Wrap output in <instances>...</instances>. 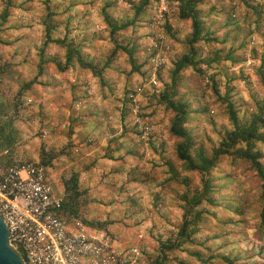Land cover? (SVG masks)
<instances>
[{
	"label": "rangeland",
	"instance_id": "rangeland-1",
	"mask_svg": "<svg viewBox=\"0 0 264 264\" xmlns=\"http://www.w3.org/2000/svg\"><path fill=\"white\" fill-rule=\"evenodd\" d=\"M137 1L14 0L0 33V127L6 125L5 132L14 131L16 139L9 145L0 132V163L13 158L40 160L44 153L53 154L46 167L54 192L73 193L65 191L64 185L75 173L73 212L87 223L117 234L121 245H139L149 264L158 254L161 241L178 237L183 213L181 179H188L193 188L200 185V175L176 164L177 176H171L167 162L174 161V139L168 133L172 114L155 96L168 81L172 61L184 52L189 22L178 17L176 0H167L163 21H153L148 6L136 22L118 30L114 37L119 43L137 41L139 45L135 57L142 64L141 72L134 71L126 53L116 49L113 55L114 42L104 15L119 22L131 21ZM4 6L5 0H0V12ZM202 9L205 21L219 39L212 45L224 49L222 54L233 50L239 59L233 63L223 58L208 73L214 74L221 95L231 87V100L239 117L245 119L255 109L256 99L264 101V85L257 74L264 55V0H209ZM50 11L55 12L58 24L52 31L53 38L66 36L81 42L82 53L99 67L109 61L101 77L77 62L60 70L48 61L38 74L44 20ZM203 48L207 53L210 45ZM45 52L64 65L62 46L49 42ZM248 59L250 64H246ZM191 71L183 70L181 88L194 108L188 127L207 146L215 145L231 122L207 76H201L195 85L188 77ZM152 78L157 81L155 86ZM134 90L138 93L137 113L151 129L145 141L136 132L135 102L126 98ZM29 97L31 102L26 103ZM259 146L264 151V146ZM211 176L219 185L214 191L219 204L205 206L206 221L199 224L195 234L198 244L171 249L166 264H204L189 254L195 248L203 251L204 257L213 253L232 261L214 257L208 264H264L258 175L246 170L243 163L224 159ZM239 202H243L242 214L233 211V205Z\"/></svg>",
	"mask_w": 264,
	"mask_h": 264
},
{
	"label": "trees",
	"instance_id": "trees-1",
	"mask_svg": "<svg viewBox=\"0 0 264 264\" xmlns=\"http://www.w3.org/2000/svg\"><path fill=\"white\" fill-rule=\"evenodd\" d=\"M151 0H138L137 4H133L134 17L131 21L119 22L113 19L109 14L105 13V20L110 27V35L114 42L113 55L116 54V49H120L126 53L134 71L141 72V63H137L135 53L139 49L137 41L131 42L129 45H122L119 43L114 35L120 29H127L129 25L136 22V20L143 16L147 10ZM209 0H176L178 17L181 20L188 21L190 31L185 35L183 41L184 52L178 55L172 61V67L168 72V81L164 83V88L159 91L157 95V102L161 104L166 110L171 112L169 118L168 133L174 139V161L167 162L168 170L171 176H177L174 166L180 164L184 171H196L200 175V185L191 188L188 179L182 178L181 183L184 185V190L179 194V198L183 202V213L181 224L178 227V237L161 241L159 244L158 254L150 264H166L167 252L173 248L184 244L197 245L195 234L199 231V224L206 221L205 213H208L206 205L217 206L219 203L214 191L219 188L214 178L211 176L212 172L219 168L221 161L229 159L231 163H243L244 168L248 171H255L260 180L259 194L257 203L259 205L260 223L264 224V151L259 145L264 146V101L255 100V109L251 110L248 117L241 119L238 115V109L235 103L231 100V87L223 95L219 93L218 83L213 73L209 74L208 70L216 62L223 58L231 60L233 63L239 61L229 49L225 54H222L224 49H216L214 45L219 42L218 37L204 19L205 12L202 6ZM14 0H5V6L0 12V33L8 21L10 9L14 6ZM106 3L105 6H108ZM105 10V9H104ZM55 12H48L44 20L45 25V40L39 54L38 74L43 72L44 64L48 61H53L57 68L65 70L67 66L77 62L81 67L92 70L95 74L101 77L103 69L107 67L109 61H106L99 67L92 60H88L82 53L81 42L73 39H68L66 36L61 38L52 37L53 29H56L58 24L55 21ZM167 31H170V26L166 24ZM249 30L247 34H250ZM264 40V31L261 33ZM2 42L0 34V43ZM49 42L59 44L65 49V62L61 65L54 57L47 56L45 47ZM210 45L209 51L205 53L203 45ZM241 47L245 49V42H241ZM161 66V65H160ZM191 68V73L188 74L195 85L198 84L199 78L206 75L208 78L211 90L217 94V99L224 104V110L231 122L230 128H224L221 132L219 141L215 145L207 146L202 140L197 138V135L188 127L189 117L192 108V103L184 92L181 91L183 86V70ZM131 69V70H132ZM159 73V72H158ZM257 74L259 81L264 85V55L261 57V62L258 65ZM160 76V73H159ZM35 78L25 84L29 87ZM134 92V91H131ZM131 102L129 95L126 97ZM142 117V115H139ZM8 125V124H7ZM137 126V124H135ZM6 125L0 127V132L7 144L12 145L16 139L14 131L5 132ZM142 130L136 127V132L141 133ZM151 134L149 132L148 138ZM43 150V149H42ZM44 152V151H42ZM54 155L51 153H44L40 162L47 166L49 160L53 159ZM166 179L168 182L170 177ZM71 183V186L69 185ZM77 186V175L74 173L65 181L64 190L73 193L65 194L64 210L70 212L75 211L74 199L77 197L75 189ZM74 190V191H73ZM246 199V198H245ZM243 202L233 205V211L242 214ZM215 215V213H211ZM216 237V236H214ZM213 237V238H214ZM209 240V239H208ZM207 249L210 250L207 244ZM191 256L196 260L208 264L214 257H219L225 262L232 263L226 255H213L210 253L205 255L200 249L190 250Z\"/></svg>",
	"mask_w": 264,
	"mask_h": 264
},
{
	"label": "built area",
	"instance_id": "built-area-1",
	"mask_svg": "<svg viewBox=\"0 0 264 264\" xmlns=\"http://www.w3.org/2000/svg\"><path fill=\"white\" fill-rule=\"evenodd\" d=\"M149 9L151 19L161 22L167 0H153ZM150 82L157 84L153 78ZM137 94L134 90L129 97L135 102L134 124L142 130L139 139L145 141L151 129L137 113ZM64 202L65 194L54 192L48 168L39 159L0 163V215L9 229V243L24 264H148L139 245H121L117 234L64 210Z\"/></svg>",
	"mask_w": 264,
	"mask_h": 264
},
{
	"label": "water",
	"instance_id": "water-1",
	"mask_svg": "<svg viewBox=\"0 0 264 264\" xmlns=\"http://www.w3.org/2000/svg\"><path fill=\"white\" fill-rule=\"evenodd\" d=\"M0 264H24L20 254L9 243V229L0 215Z\"/></svg>",
	"mask_w": 264,
	"mask_h": 264
},
{
	"label": "crops",
	"instance_id": "crops-1",
	"mask_svg": "<svg viewBox=\"0 0 264 264\" xmlns=\"http://www.w3.org/2000/svg\"><path fill=\"white\" fill-rule=\"evenodd\" d=\"M54 188V187H53ZM54 189H56V188H54ZM59 193H61V191L59 192ZM63 193V192H62Z\"/></svg>",
	"mask_w": 264,
	"mask_h": 264
}]
</instances>
